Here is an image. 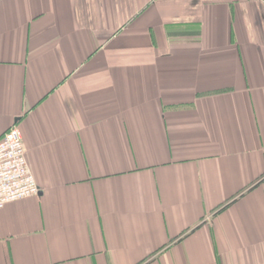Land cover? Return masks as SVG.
<instances>
[{"label":"crops","instance_id":"0c3cea01","mask_svg":"<svg viewBox=\"0 0 264 264\" xmlns=\"http://www.w3.org/2000/svg\"><path fill=\"white\" fill-rule=\"evenodd\" d=\"M16 122L0 264H264V0H0Z\"/></svg>","mask_w":264,"mask_h":264},{"label":"built area","instance_id":"2783aa9c","mask_svg":"<svg viewBox=\"0 0 264 264\" xmlns=\"http://www.w3.org/2000/svg\"><path fill=\"white\" fill-rule=\"evenodd\" d=\"M39 193L20 125L16 122L0 137V208L8 202Z\"/></svg>","mask_w":264,"mask_h":264},{"label":"trees","instance_id":"16d2710c","mask_svg":"<svg viewBox=\"0 0 264 264\" xmlns=\"http://www.w3.org/2000/svg\"><path fill=\"white\" fill-rule=\"evenodd\" d=\"M146 259H147V258H146ZM146 259H145V260H143L142 262H140L139 264H143L144 262H146V261H147Z\"/></svg>","mask_w":264,"mask_h":264}]
</instances>
